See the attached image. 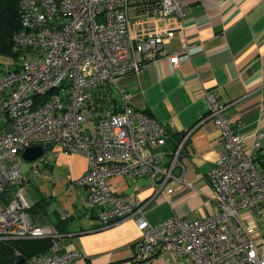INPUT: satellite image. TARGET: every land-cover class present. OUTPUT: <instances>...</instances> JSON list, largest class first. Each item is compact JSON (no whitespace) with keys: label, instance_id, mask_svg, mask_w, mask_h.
Wrapping results in <instances>:
<instances>
[{"label":"built area","instance_id":"built-area-1","mask_svg":"<svg viewBox=\"0 0 264 264\" xmlns=\"http://www.w3.org/2000/svg\"><path fill=\"white\" fill-rule=\"evenodd\" d=\"M189 1H19L21 28L13 36L17 56L10 67L0 64V242L58 236L28 211L34 203L26 195L23 165L39 177L43 173L34 162L43 161L50 146H59L89 162L73 184L85 189V205L95 210L99 227L125 219L139 226L138 259L172 254L180 264H264L241 217L243 209L259 211L264 205V153L258 158L254 153L263 133L237 131L227 114L232 103L213 93L206 94L203 119L217 126L223 149L207 174L211 212L191 219L174 213L156 224L143 215L153 200L192 186L184 180L180 160L189 133L163 150L171 123L133 108L120 80L164 55L163 43L174 32L150 25L183 16ZM193 51L186 47L169 55L172 67ZM32 146H41L43 154L26 161L22 153ZM123 175L133 181L148 177L152 194L146 200L117 194L108 180ZM81 258L77 250L55 242L25 263L73 264Z\"/></svg>","mask_w":264,"mask_h":264},{"label":"crops","instance_id":"crops-1","mask_svg":"<svg viewBox=\"0 0 264 264\" xmlns=\"http://www.w3.org/2000/svg\"><path fill=\"white\" fill-rule=\"evenodd\" d=\"M150 27L171 28L174 36L163 43L162 57L138 73L126 75L120 84L129 92L133 108L171 123L163 150L173 149L189 133L180 160L186 167L184 180L192 185L180 186L167 199L153 200L144 208L145 218L156 224L174 213L191 219L212 210L213 191L207 174L223 149V141L213 121L203 119L207 93L232 103L227 114L237 131L257 129L263 133L260 148L254 153L256 158L264 153V0H191L183 16L156 21ZM186 47L194 51L172 67L168 56ZM165 159H169L168 153ZM34 165L43 174L35 177L29 164L23 165L26 195L33 203L46 198L44 214L38 212L36 220L53 229L58 235L56 242L82 254L73 264H84L85 260L116 264L134 256L141 234L135 221L125 219L99 227L95 210L85 205V189L73 184V179L89 168L84 155L50 146L43 163ZM108 184L127 198L146 200L153 192L148 177L133 181L123 175L110 178ZM33 186L38 197L31 195ZM64 213L71 217L61 223ZM241 217L264 255V205L259 211L243 209ZM166 255L171 264H180L176 256Z\"/></svg>","mask_w":264,"mask_h":264},{"label":"trees","instance_id":"trees-1","mask_svg":"<svg viewBox=\"0 0 264 264\" xmlns=\"http://www.w3.org/2000/svg\"><path fill=\"white\" fill-rule=\"evenodd\" d=\"M19 1L20 0H0V57L17 56V53L13 49V36L21 28ZM46 203L45 197L40 198L29 208V213L34 217L38 212L44 214L43 208ZM70 217V215L68 217H63L60 222L66 223ZM56 231L60 232V230ZM57 240V237H42L1 241L0 264L13 262L20 257H23L26 261L31 257L46 252ZM16 252H18V254H16ZM84 264H91V262L85 260Z\"/></svg>","mask_w":264,"mask_h":264},{"label":"rangeland","instance_id":"rangeland-1","mask_svg":"<svg viewBox=\"0 0 264 264\" xmlns=\"http://www.w3.org/2000/svg\"><path fill=\"white\" fill-rule=\"evenodd\" d=\"M15 57H0V64H2V66L5 67H10V63L11 60H13ZM38 164H42L43 161L38 160L37 161ZM32 187V185H31ZM27 190V189H26ZM31 191H33V194H31L34 197H38L39 196V192L36 190V188L33 186V188H31ZM168 256L166 254H159L157 257L152 258L151 260H140L138 259V257H136V255H134L131 258H128L125 261H121L119 263L116 264H171L169 259L167 258Z\"/></svg>","mask_w":264,"mask_h":264},{"label":"water","instance_id":"water-1","mask_svg":"<svg viewBox=\"0 0 264 264\" xmlns=\"http://www.w3.org/2000/svg\"><path fill=\"white\" fill-rule=\"evenodd\" d=\"M43 154V148L41 146H32L26 148L23 153L22 157L26 161H33L40 157ZM5 264H26L25 259L23 257L18 258L17 260Z\"/></svg>","mask_w":264,"mask_h":264}]
</instances>
